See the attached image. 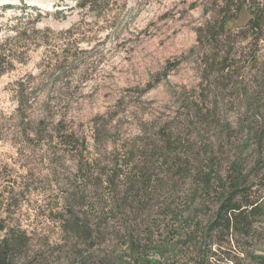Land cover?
I'll return each instance as SVG.
<instances>
[{
	"label": "rangeland",
	"instance_id": "374dc122",
	"mask_svg": "<svg viewBox=\"0 0 264 264\" xmlns=\"http://www.w3.org/2000/svg\"><path fill=\"white\" fill-rule=\"evenodd\" d=\"M28 1L0 0V43L15 35L19 18L49 30L48 43H32L25 63L0 77V237L18 239L11 264H103L92 260L97 251L117 259L128 251L126 232L143 233L148 224L161 243L170 220L160 212L180 204L187 189L181 176L171 179L176 155L178 162L191 156L184 174L205 168L209 157L217 168L237 154L252 162L254 137L241 130L264 119V17L260 31L247 26L243 7L228 23L232 33L223 34L218 19L238 0H98L91 8L78 0ZM246 1L264 12V0ZM25 4L41 14L23 12ZM59 121L75 137L49 147L48 129ZM91 160L106 172L129 160V168L138 165L137 173L125 168L135 184L119 179L108 196ZM87 187L88 195L102 193L93 207L80 196ZM68 192L82 200L75 212L92 229L94 246L72 222L54 221ZM252 192L261 195V187ZM204 199L210 214L217 195Z\"/></svg>",
	"mask_w": 264,
	"mask_h": 264
},
{
	"label": "trees",
	"instance_id": "16d2710c",
	"mask_svg": "<svg viewBox=\"0 0 264 264\" xmlns=\"http://www.w3.org/2000/svg\"><path fill=\"white\" fill-rule=\"evenodd\" d=\"M97 1L78 0V4L91 8ZM231 3L227 5L223 15L218 19V27L221 33H232V28H228V23L237 18V14L241 13L243 7H246L250 12L249 22L246 25L259 31L260 28L262 29L261 21L264 17L262 8L259 6L252 8L246 0H238V3L233 6ZM6 8L7 6H4L3 10ZM22 10L23 12L27 10L37 11L39 15L41 14L36 5L25 4ZM12 30L15 35L12 38L8 36L0 43V77L12 71L14 63H25L22 57L28 53V47L32 43L37 47L41 46L39 43H48L46 40L48 29L42 31L37 25L28 27L21 18L12 27ZM2 32L3 23L0 22V34ZM24 44L28 45L22 50ZM229 53H226L221 59L224 63L229 60ZM23 88H25L24 84L17 92L19 93L17 102L20 105L25 99ZM59 122L57 126L48 129L54 142V144H48L49 147H67L71 144L70 140L75 137V134L69 133L67 129H60L58 126L62 121ZM251 125L247 131L241 130L242 135L252 133L254 137L253 145L255 148L251 163L237 154L238 156L231 158L225 167L217 168L215 158L209 157L204 159L206 161L205 168H189L184 174V165L190 163L191 156L187 155L185 160L180 162H178L181 159L180 155H176L172 159L175 163L174 171L177 173L171 179L175 180L181 176L180 179L187 189L182 192L180 204L175 208H170V206L162 208V212H160L161 220L167 218L170 220L168 224L163 226L161 243L154 239L155 233L152 229L155 226L148 224L149 228L143 230V233L142 231H137V233L126 232V237L129 238L128 251L126 253L121 252L117 259L109 257L107 253L100 254L97 251L92 260H100L103 264H264V254L258 253L264 251L261 248L264 245L261 236L262 233L264 234V119H256ZM81 147L87 153L84 140L81 141ZM159 155L164 157V154ZM87 163L96 165L99 187L101 186L110 192L108 196L111 195V191H117V180L122 181L125 177L127 182L133 180L130 175L133 171L137 173L138 168V165L129 168L130 161L126 160L121 166V171L115 168L111 172H106L100 169V165L94 160ZM125 168L132 170V172L126 174ZM142 177L145 178V175ZM130 183L135 184L132 181ZM255 185L261 187L262 193L253 197L252 188ZM87 191L88 187L85 188L84 192L86 196L80 194L81 198L90 197V200L88 198V202H85L86 205L93 207L95 198L101 202L99 198H101L102 193H97V189L93 192L89 190L91 195H88ZM212 191L217 195V199L213 202L211 213L205 214L203 211L208 203L204 196L211 195ZM178 196L181 197L180 194ZM79 201L82 202V200H78L77 195L68 192L63 198L61 212L54 218V221L61 226L72 222L76 234H80L88 245L94 246L96 237L94 238L92 229L84 225L79 214L75 212V208L78 207L76 204ZM103 210L105 211V208ZM96 212H98L96 215H100L97 209ZM201 212L202 214H199ZM71 229L68 233H71ZM1 230H6V228L3 227ZM12 234V232H8L3 240L0 237V264H11L9 253L13 247L12 243L18 245V239L11 236ZM168 235H171L169 239H167ZM154 250L159 256L158 259L152 258Z\"/></svg>",
	"mask_w": 264,
	"mask_h": 264
},
{
	"label": "bare ground",
	"instance_id": "6f19581e",
	"mask_svg": "<svg viewBox=\"0 0 264 264\" xmlns=\"http://www.w3.org/2000/svg\"><path fill=\"white\" fill-rule=\"evenodd\" d=\"M31 1H33V0H29L28 2L30 3ZM35 4V3H34Z\"/></svg>",
	"mask_w": 264,
	"mask_h": 264
}]
</instances>
